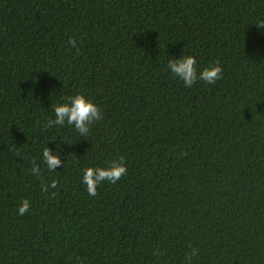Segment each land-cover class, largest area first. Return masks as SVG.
Here are the masks:
<instances>
[{
	"label": "trees",
	"instance_id": "16d2710c",
	"mask_svg": "<svg viewBox=\"0 0 264 264\" xmlns=\"http://www.w3.org/2000/svg\"><path fill=\"white\" fill-rule=\"evenodd\" d=\"M0 264H264V0H0Z\"/></svg>",
	"mask_w": 264,
	"mask_h": 264
}]
</instances>
